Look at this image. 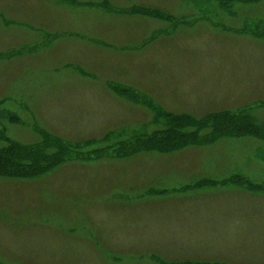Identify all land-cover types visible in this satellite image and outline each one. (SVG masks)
Returning a JSON list of instances; mask_svg holds the SVG:
<instances>
[{
  "label": "rangeland",
  "instance_id": "1",
  "mask_svg": "<svg viewBox=\"0 0 264 264\" xmlns=\"http://www.w3.org/2000/svg\"><path fill=\"white\" fill-rule=\"evenodd\" d=\"M261 20L264 0H0V149L60 161L0 177V264H264V129L234 136L264 125Z\"/></svg>",
  "mask_w": 264,
  "mask_h": 264
},
{
  "label": "trees",
  "instance_id": "2",
  "mask_svg": "<svg viewBox=\"0 0 264 264\" xmlns=\"http://www.w3.org/2000/svg\"><path fill=\"white\" fill-rule=\"evenodd\" d=\"M226 8L223 4H220V7ZM228 8V7H227ZM231 9V11H230ZM230 14L233 13V15L235 16L234 11L232 10V6H230ZM225 10V9H223ZM227 11V10H226ZM252 26V25H251ZM253 26H255V30H259V32H262V35H264V20L258 21L256 23L253 24ZM226 115H230V114H222V116H226ZM240 117L242 118V120H244L243 125L237 127L235 129V133L234 136H236V138H240V137H253V138H259L261 136L260 131L261 129L259 128H263L264 129V125L259 126L258 124L255 123V120L251 117V114L248 113V111H245L243 113L240 114ZM195 125H202V122L198 121L194 123ZM178 125V124H177ZM179 128H181L182 125H178ZM182 127H189L187 125H183ZM197 129V128H195ZM181 135V134H180ZM221 136V137H220ZM217 137L222 138H226L223 137L222 135H218ZM227 137H232V136H227ZM264 141V140H263ZM178 144L180 145H184V143L189 142V140H187L186 142L183 140V138L179 139ZM11 144L9 143L7 145V147H5L4 149H0V177H16V178H27V177H38L41 176L42 174L46 173L45 171L48 169V167L59 163V159L56 160V162L48 165V166H43L40 164H36V163H32L29 162L26 165H21V167L18 165L20 162L15 161L16 159L14 158V151L11 150ZM162 148V147H161ZM159 148V149H161ZM164 151H170L171 148H163ZM40 156H42V154H40ZM15 157L17 158V156L15 155ZM27 158L31 161H35V153L31 150H27ZM36 164V166H35ZM23 167H27L29 170L25 173L23 171H21V168ZM49 170V169H48ZM25 175H28L27 177H24ZM239 177V175L237 176ZM241 181V179H240ZM164 193V192H163ZM198 264V263H195Z\"/></svg>",
  "mask_w": 264,
  "mask_h": 264
}]
</instances>
